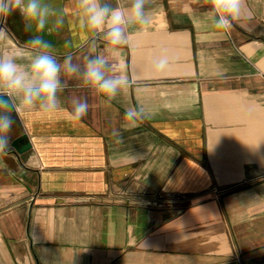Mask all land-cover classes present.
Returning <instances> with one entry per match:
<instances>
[{
    "label": "crops",
    "instance_id": "0c3cea01",
    "mask_svg": "<svg viewBox=\"0 0 264 264\" xmlns=\"http://www.w3.org/2000/svg\"><path fill=\"white\" fill-rule=\"evenodd\" d=\"M51 3L65 23L45 38L83 57L93 36L73 0ZM153 6L151 29L123 49L138 87L109 104L68 79L57 110L13 113L0 264H264V0H244L227 32L194 19L206 0ZM0 27V51L33 34L18 12ZM74 98L89 104L81 121ZM137 101L158 111L131 124Z\"/></svg>",
    "mask_w": 264,
    "mask_h": 264
},
{
    "label": "clouds",
    "instance_id": "9594fccd",
    "mask_svg": "<svg viewBox=\"0 0 264 264\" xmlns=\"http://www.w3.org/2000/svg\"><path fill=\"white\" fill-rule=\"evenodd\" d=\"M206 2L207 10L194 19L225 32L239 19L244 7V0ZM73 3L81 29L93 36L87 53L75 59L71 52L61 57L56 46L45 38L46 33L62 28L65 23L62 11L51 0H0V17L18 12L25 22V31L33 33L16 48L0 51V154L11 150L13 113L57 110L61 103L59 93L67 87L68 79L79 81L109 104L138 87L127 71L123 49L130 46L132 37L151 29L157 11L153 0H73ZM5 31L0 27V35ZM169 64L168 55L156 57L154 71L163 73ZM88 110L86 99L74 98L69 119L81 121ZM157 111L137 101L125 107L124 119L136 124L153 118ZM112 136L117 143L122 142L119 130L114 129Z\"/></svg>",
    "mask_w": 264,
    "mask_h": 264
}]
</instances>
